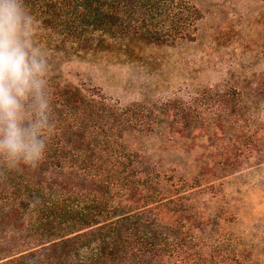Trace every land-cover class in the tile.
Here are the masks:
<instances>
[{
    "label": "trees",
    "instance_id": "trees-1",
    "mask_svg": "<svg viewBox=\"0 0 264 264\" xmlns=\"http://www.w3.org/2000/svg\"><path fill=\"white\" fill-rule=\"evenodd\" d=\"M138 1L25 4L52 62L73 49L96 53L119 44L131 51L135 42L153 43L151 28L125 33L138 27L126 26L137 12L126 6ZM156 1L163 7L151 10L162 17L178 2ZM48 83L54 128L45 159L35 169L0 166V264H257L223 235L210 240L222 231L221 219L191 202L236 170L225 161L174 162L173 151L150 144L174 123L181 128L175 133H185L184 122L134 115L63 82L52 68Z\"/></svg>",
    "mask_w": 264,
    "mask_h": 264
},
{
    "label": "rangeland",
    "instance_id": "rangeland-1",
    "mask_svg": "<svg viewBox=\"0 0 264 264\" xmlns=\"http://www.w3.org/2000/svg\"><path fill=\"white\" fill-rule=\"evenodd\" d=\"M149 1L126 6L137 11L126 26L138 27L124 30L137 36L136 28H151L153 43L73 49L50 67L63 82L134 115L184 122L187 133H175L174 123L150 144L173 151L174 162L225 161L236 170L191 202L219 215L222 233L210 240L223 235L264 264V0H178L164 17L152 11L163 5ZM193 126L201 129L190 132ZM185 150L193 157H180Z\"/></svg>",
    "mask_w": 264,
    "mask_h": 264
},
{
    "label": "clouds",
    "instance_id": "clouds-1",
    "mask_svg": "<svg viewBox=\"0 0 264 264\" xmlns=\"http://www.w3.org/2000/svg\"><path fill=\"white\" fill-rule=\"evenodd\" d=\"M25 0H0V166L35 169L51 134L50 56Z\"/></svg>",
    "mask_w": 264,
    "mask_h": 264
}]
</instances>
